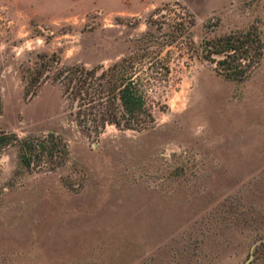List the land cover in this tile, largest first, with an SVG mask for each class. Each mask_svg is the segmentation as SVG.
<instances>
[{
	"label": "rangeland",
	"instance_id": "obj_1",
	"mask_svg": "<svg viewBox=\"0 0 264 264\" xmlns=\"http://www.w3.org/2000/svg\"><path fill=\"white\" fill-rule=\"evenodd\" d=\"M174 10L196 43L251 24L264 41V0H0V264H264V55L241 81L172 62L141 130L88 132L62 94L73 64L168 38ZM51 132L66 161L23 166L18 138Z\"/></svg>",
	"mask_w": 264,
	"mask_h": 264
},
{
	"label": "trees",
	"instance_id": "obj_2",
	"mask_svg": "<svg viewBox=\"0 0 264 264\" xmlns=\"http://www.w3.org/2000/svg\"><path fill=\"white\" fill-rule=\"evenodd\" d=\"M162 8H155L151 15ZM173 14L168 38L147 31L133 48L110 64L75 63L61 75L58 81L62 94L80 127L99 134L107 123L137 130L149 126L155 121L154 106L158 102L153 93L164 91L170 84L171 63L182 57L205 60L214 64L218 73L241 81L264 55V41L256 24L204 36L196 43L190 32L192 14L176 10ZM171 47L179 51L172 53ZM42 73L44 70L38 76ZM31 85L29 80L26 91ZM18 140L21 163L28 169H54L66 161L67 142L59 134Z\"/></svg>",
	"mask_w": 264,
	"mask_h": 264
},
{
	"label": "water",
	"instance_id": "obj_3",
	"mask_svg": "<svg viewBox=\"0 0 264 264\" xmlns=\"http://www.w3.org/2000/svg\"><path fill=\"white\" fill-rule=\"evenodd\" d=\"M250 261V257H248L242 264H247Z\"/></svg>",
	"mask_w": 264,
	"mask_h": 264
}]
</instances>
